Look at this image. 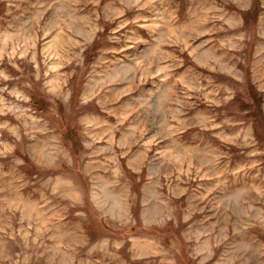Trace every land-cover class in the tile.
Masks as SVG:
<instances>
[{"label":"rangeland","instance_id":"374dc122","mask_svg":"<svg viewBox=\"0 0 264 264\" xmlns=\"http://www.w3.org/2000/svg\"><path fill=\"white\" fill-rule=\"evenodd\" d=\"M254 1L0 0V264H264Z\"/></svg>","mask_w":264,"mask_h":264},{"label":"trees","instance_id":"16d2710c","mask_svg":"<svg viewBox=\"0 0 264 264\" xmlns=\"http://www.w3.org/2000/svg\"><path fill=\"white\" fill-rule=\"evenodd\" d=\"M254 2H255V5L251 8L250 11L239 12L243 18V24L246 27H254L256 25L257 15H253L252 11L255 7L258 6V2H257V0H255ZM228 8L235 10V8L232 5H229ZM247 72H248V70L245 69V71H244V75L246 77V80H245L246 95H245V97H248L250 99L251 102L249 104H250V106H252L251 113L247 114V115H248V117H251V119L254 121L255 125L258 128H260L262 133L261 132L258 133L259 139L264 140V118L262 115L261 107L258 105H255L257 103V102H255L257 99L256 98L257 94L253 90L252 84L250 82H247L246 74L249 75V73H247ZM32 103H33L34 109L38 113H47V110H48L47 105H46L47 103L43 102V100L38 99V98H33ZM230 106L232 108L240 107V105L236 102H232L230 104ZM58 119L61 121V124H63L66 120V115L62 116V114H61V117H58ZM66 122L67 123L64 124L63 129H62V134H61L62 140H63L64 144L70 149V151L74 155H77V154H79L80 151H82V147H81L80 143L76 140L78 125L77 124L71 125V122H69L68 120ZM15 154H16L17 158L19 157L20 160H22L23 164L25 165V169H26L27 174L31 175L34 172L42 173L45 171L44 169L37 167L30 160L28 155H26L25 153H23L21 151H17ZM45 172H48V171H45ZM106 224L107 223L105 222V226L107 227ZM100 231L103 234L110 233L109 231L105 230V227H104V229L102 228V230L100 229Z\"/></svg>","mask_w":264,"mask_h":264}]
</instances>
